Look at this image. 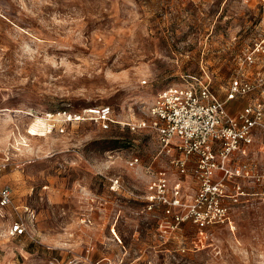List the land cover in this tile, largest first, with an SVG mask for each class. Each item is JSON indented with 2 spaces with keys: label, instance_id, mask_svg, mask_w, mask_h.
Instances as JSON below:
<instances>
[{
  "label": "rangeland",
  "instance_id": "rangeland-1",
  "mask_svg": "<svg viewBox=\"0 0 264 264\" xmlns=\"http://www.w3.org/2000/svg\"><path fill=\"white\" fill-rule=\"evenodd\" d=\"M262 41L264 0H0V189L13 196L0 264H264V132L220 173L229 218L203 238L149 209L154 174L179 171L155 131L128 126L164 88L203 82L224 99L236 78L257 83L264 52L247 56ZM102 105L110 129L75 116ZM182 178L191 203L196 174Z\"/></svg>",
  "mask_w": 264,
  "mask_h": 264
},
{
  "label": "built area",
  "instance_id": "built-area-1",
  "mask_svg": "<svg viewBox=\"0 0 264 264\" xmlns=\"http://www.w3.org/2000/svg\"><path fill=\"white\" fill-rule=\"evenodd\" d=\"M258 52H264V41L255 45L247 60L255 61ZM257 81L236 78L224 99L219 98L208 83L173 85L158 92L149 108L148 119L128 123L135 132L155 131L160 152L168 157L172 169L179 171L176 176L169 175L167 169L156 172L146 195L149 209L163 206L165 214L172 217L169 222L173 226L191 219L198 225L201 237L206 238L211 225L228 220L229 209L220 198L225 175L220 173H229L233 156L238 152L245 154L254 143L257 131L264 132V76L259 74ZM256 88L261 89L262 101L249 103L236 113L230 112L231 101ZM113 113L110 105H102L75 116L90 117L103 128L110 129L115 123ZM140 162L139 156H133L130 165ZM191 170L196 174L200 190L188 203L182 177ZM12 203L10 187H2L0 205ZM26 232L25 221L20 217L14 222L12 233L20 236Z\"/></svg>",
  "mask_w": 264,
  "mask_h": 264
},
{
  "label": "crops",
  "instance_id": "crops-1",
  "mask_svg": "<svg viewBox=\"0 0 264 264\" xmlns=\"http://www.w3.org/2000/svg\"><path fill=\"white\" fill-rule=\"evenodd\" d=\"M231 102H233V101H231ZM230 108V107H229ZM240 110V109H239ZM231 112V111H230ZM237 112V111H236ZM236 112H231V113H236Z\"/></svg>",
  "mask_w": 264,
  "mask_h": 264
}]
</instances>
